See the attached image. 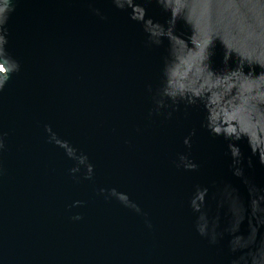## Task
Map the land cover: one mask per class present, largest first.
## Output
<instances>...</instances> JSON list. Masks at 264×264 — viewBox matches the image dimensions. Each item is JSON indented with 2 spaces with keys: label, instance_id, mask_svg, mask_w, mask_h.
<instances>
[{
  "label": "water",
  "instance_id": "1",
  "mask_svg": "<svg viewBox=\"0 0 264 264\" xmlns=\"http://www.w3.org/2000/svg\"><path fill=\"white\" fill-rule=\"evenodd\" d=\"M0 264H264V0H0Z\"/></svg>",
  "mask_w": 264,
  "mask_h": 264
}]
</instances>
